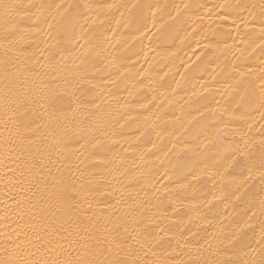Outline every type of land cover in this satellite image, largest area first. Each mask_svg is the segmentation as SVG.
Masks as SVG:
<instances>
[{
    "label": "bare ground",
    "instance_id": "1",
    "mask_svg": "<svg viewBox=\"0 0 264 264\" xmlns=\"http://www.w3.org/2000/svg\"><path fill=\"white\" fill-rule=\"evenodd\" d=\"M5 2L79 6L78 17L71 9L66 14L75 27L58 37L59 44L53 39L59 25L49 29L40 22L31 41L17 46L24 55L9 53L13 57L10 80L17 91L36 98L25 107L37 116L48 107L38 99L44 85L56 93L71 94L57 103L68 114L67 120L39 121L46 125L40 129V143L61 142L64 147L66 140V153L74 154L70 162L49 164L50 175L47 169L41 173L50 190L56 184L53 177L71 180L77 189L81 185L88 189L89 181L91 187L98 184L104 194L89 196L97 215L104 212L113 220L126 216L130 224L142 221L151 237L168 233L165 239L170 244L162 243L156 249L161 259H187L177 241L182 244L192 233L207 248L201 237L211 239L220 229L225 233L237 230L249 217L257 224L264 219L258 210L264 200L260 146L264 109H258V104L249 106L246 95L259 96L264 69L261 0ZM238 3L257 7L233 10L227 19L221 18L226 9L219 5ZM109 4L114 5L111 10L105 7ZM185 4L190 7L185 9ZM147 5L154 6L155 16ZM32 11L38 13V9ZM43 11L47 15L48 10ZM35 23V19L24 20L22 26L34 31ZM52 57L55 60L49 66ZM6 58L0 47V245L5 233L11 234L23 223L15 201L32 196L21 192L24 177L19 170L13 173L9 168H16L17 156L34 150L27 143L17 145L18 150L5 158L2 137L8 134L4 127L8 116L2 90ZM29 67L33 72L26 71ZM53 96L55 100L50 96L49 102L60 100ZM77 100L79 109L73 118ZM73 133L75 138H71ZM40 195L32 196L33 203ZM213 244L222 247L218 241ZM140 256L156 258L150 252ZM205 256L218 258L211 251Z\"/></svg>",
    "mask_w": 264,
    "mask_h": 264
},
{
    "label": "snow or ice",
    "instance_id": "2",
    "mask_svg": "<svg viewBox=\"0 0 264 264\" xmlns=\"http://www.w3.org/2000/svg\"><path fill=\"white\" fill-rule=\"evenodd\" d=\"M78 7L75 5L65 7L55 3L38 7L35 4L7 3L5 0H0V47L4 48V54L7 57L3 62L5 84L2 96L5 115L8 116V119L4 121L5 131L8 134L2 137V146L6 159L10 156L11 151L18 150L17 145L22 146L27 143L34 149L29 150L26 156L23 154L17 156L13 161L16 163V168H9V171L14 173L19 170L20 175L24 177L22 181L24 186L21 192H31L32 196L38 192L41 193L40 198L34 203L32 196L27 195L23 199L15 201L17 215L23 223L13 228L11 234L5 233L3 244L0 245V264H264V219H261L257 224L252 222V217H249L245 226L238 227L237 230L225 233L223 229H220L219 235L213 233L211 239L201 237L207 248L200 244L199 240L195 239L196 234L192 233L191 238L185 239L182 244L179 240L177 241L180 244L182 255L187 259L174 260L169 257L161 259L158 257L156 249L162 243L170 244V240L166 241L165 239L168 233L151 237V233L145 232L142 221L132 220L130 224L126 216H117L113 220L110 215H106L104 212L97 215L93 211L94 205L89 196L93 192H99L98 184L91 187L92 182L89 181L88 189H85L84 185L77 189L71 180L53 177L56 184L52 186L53 190H50V186L41 173L47 169L50 175L49 164L55 165L57 160L61 163L70 162V155L74 154L66 153V140L64 147H61V142L40 143V129L46 125L39 121L41 118L48 122L61 118L67 120L68 114L62 113V110L57 107V103H62L63 97L71 94L56 93L55 88L49 89L47 85H44V90L38 99L46 103L48 107L45 112L37 116L35 110L25 107L27 103L36 98L17 91L14 81L10 80L9 72L10 66L13 64V57L9 53L15 51L23 56V52L17 46L31 41L35 32L39 31L40 22L46 23L49 29H52L54 25H59L56 29L57 37L53 38L55 44H59L58 37L64 36L70 28L74 29L75 27L66 14L70 9L76 12ZM84 7L90 8L91 6L85 5ZM105 7L111 10L114 5L109 4ZM146 7L149 13L155 16V12H152L154 6L147 5ZM183 7L187 9L190 6L185 4ZM219 7L226 9L221 18L227 19L233 10L255 9L257 5L238 3L234 6L221 4ZM45 8L48 10L47 15L43 11ZM32 9H38V13L33 12ZM260 9L262 24L260 32L264 36V0H261ZM79 15L80 13L76 12V17ZM76 17L73 19L75 23H78L79 20ZM33 19L36 21L33 25L34 31L22 26V21ZM144 20L145 18L141 17L143 27H147ZM92 23H96V21L93 20ZM131 23L132 21H129L125 26L127 27ZM153 24L155 26L154 21ZM72 36L75 37L74 31ZM53 60L55 57L51 58L49 66ZM26 71L33 72V68L29 67ZM34 78L38 79L39 74L34 73ZM259 79L261 82L259 96L247 92L246 95L249 97V106L258 104V109H264V69H262ZM241 83L243 82L237 81V84ZM54 93L60 96V100L51 103L49 97L52 96L55 100ZM76 104L77 108L72 110L73 118L79 109L80 102L77 100ZM239 107L240 105H237V108ZM261 116L264 118V112H261ZM22 132L30 133V135H21ZM64 135L67 137L68 132H65ZM71 138H75V133ZM98 143L99 141H97ZM95 146L93 145V147ZM260 146L261 165L264 166V139L260 141ZM54 156L56 159H53ZM233 161L235 162L234 157ZM81 175L83 176V172ZM37 176H40V179H37ZM165 178L170 177L166 174ZM8 179L11 182V177ZM99 194L103 195L104 193L99 192ZM214 199H218V197H214ZM98 203L99 201H97ZM208 203L210 205L211 201ZM85 205L87 210H85ZM258 210L260 215L264 216V200L260 201ZM25 215L28 216L27 220ZM81 216L84 217L83 220L80 219ZM148 223H152V221L149 220ZM171 238L175 239V237ZM213 241H218L222 247H214ZM207 251H211V256L218 258L206 257L205 252ZM141 252H144L145 256L150 252L152 257L156 258L143 259L140 256Z\"/></svg>",
    "mask_w": 264,
    "mask_h": 264
}]
</instances>
